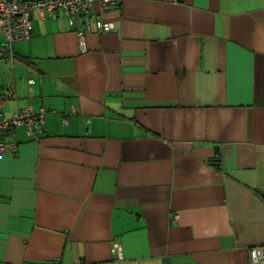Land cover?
Listing matches in <instances>:
<instances>
[{"label":"crops","instance_id":"1","mask_svg":"<svg viewBox=\"0 0 264 264\" xmlns=\"http://www.w3.org/2000/svg\"><path fill=\"white\" fill-rule=\"evenodd\" d=\"M0 34V264H249L264 248V0H118ZM12 50L10 57L7 53ZM33 78L34 83L28 84Z\"/></svg>","mask_w":264,"mask_h":264},{"label":"built area","instance_id":"2","mask_svg":"<svg viewBox=\"0 0 264 264\" xmlns=\"http://www.w3.org/2000/svg\"><path fill=\"white\" fill-rule=\"evenodd\" d=\"M99 10L115 8L118 0H0V34L11 42L28 38L31 31V20L34 12L40 16H55L58 11L69 17L70 21L80 20L75 29L77 41L81 48L85 45V35L92 31H110L112 23L100 16H91L93 5ZM11 57L12 50L7 51ZM28 84L34 83L33 78ZM5 96L0 93V156L5 152H16L17 142L10 138L16 127L24 126L28 134L39 135L44 127L45 109L34 110L27 105L6 116L4 114ZM249 264H264V248L254 246L250 249Z\"/></svg>","mask_w":264,"mask_h":264}]
</instances>
